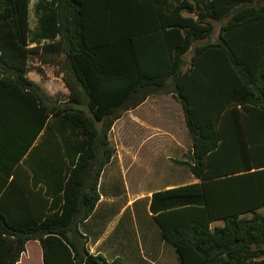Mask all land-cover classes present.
I'll use <instances>...</instances> for the list:
<instances>
[{
    "label": "trees",
    "instance_id": "1",
    "mask_svg": "<svg viewBox=\"0 0 264 264\" xmlns=\"http://www.w3.org/2000/svg\"><path fill=\"white\" fill-rule=\"evenodd\" d=\"M30 3L0 0V87L34 104L36 138L56 134L55 163L45 194L25 189L21 209L0 194V264H17L30 241L43 264H126L91 254L80 228L101 200L112 128L156 94L178 99L192 140L180 164L197 182L149 203L178 264H264V0H39L35 29ZM43 42L63 59L65 101L27 77ZM16 182L0 178V193Z\"/></svg>",
    "mask_w": 264,
    "mask_h": 264
},
{
    "label": "rangeland",
    "instance_id": "2",
    "mask_svg": "<svg viewBox=\"0 0 264 264\" xmlns=\"http://www.w3.org/2000/svg\"><path fill=\"white\" fill-rule=\"evenodd\" d=\"M38 1L31 0L30 3L32 29L38 24L34 14ZM221 25L222 22H215L216 30L211 41L218 39ZM47 43L30 46L36 51L30 54L27 77L35 78L52 98L65 101L69 91L64 82L63 59L59 54L47 57L42 50ZM202 43L204 41H197L194 46ZM191 57L192 53L185 56L187 66ZM109 140L114 157L101 178L100 191L104 203L99 218L112 220L122 207L132 204V208L122 210V217L128 218L135 213L140 231L148 230L149 224H154L147 209V198L151 193L195 181L189 169L180 164L181 161L190 162L192 147L182 105L174 95L151 96L145 106L132 113L126 112L115 123ZM39 256L36 242H29L23 264H38Z\"/></svg>",
    "mask_w": 264,
    "mask_h": 264
},
{
    "label": "crops",
    "instance_id": "3",
    "mask_svg": "<svg viewBox=\"0 0 264 264\" xmlns=\"http://www.w3.org/2000/svg\"><path fill=\"white\" fill-rule=\"evenodd\" d=\"M189 67L190 65L187 66L185 61L183 69L186 70ZM29 79L36 82L35 78ZM150 99L151 96L138 108L129 112L137 111L145 106ZM55 135V133L51 135L50 132L45 134V131H42L36 138L34 104L25 98L23 92L14 88L0 87V178L7 180L6 186L8 187L11 182L17 180L15 187L4 188L0 193L7 195V209H21L24 197L28 195L25 189L36 193L43 188L45 194V174L43 172L47 169L49 178L51 161L53 164L55 163V158L51 159L50 156L51 143L55 150ZM103 198L102 194L94 215L84 222V227L80 228L83 234L89 238L87 248L91 254L102 255L109 261L121 258L126 264H178L174 249L163 239L161 229L149 212L151 196L147 198V209L148 217L154 224H149V229L143 232L139 229L140 222L135 213L128 218L122 217V210L132 208V204L122 207V210L120 209V212L112 220L99 218L101 217L100 209L104 203ZM11 200H14V203ZM215 226H223V223L217 221L213 224V227ZM30 242H36L40 255L38 264H43V253L39 242ZM25 254L26 252L22 254L17 264H23Z\"/></svg>",
    "mask_w": 264,
    "mask_h": 264
}]
</instances>
